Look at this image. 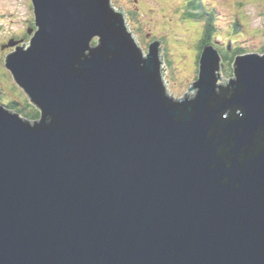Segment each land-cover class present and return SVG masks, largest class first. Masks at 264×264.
Returning a JSON list of instances; mask_svg holds the SVG:
<instances>
[{
  "label": "water",
  "instance_id": "95a60500",
  "mask_svg": "<svg viewBox=\"0 0 264 264\" xmlns=\"http://www.w3.org/2000/svg\"><path fill=\"white\" fill-rule=\"evenodd\" d=\"M32 1L6 67L40 117L0 105V264H264V56L227 80L207 46L173 100L110 0Z\"/></svg>",
  "mask_w": 264,
  "mask_h": 264
},
{
  "label": "rangeland",
  "instance_id": "374dc122",
  "mask_svg": "<svg viewBox=\"0 0 264 264\" xmlns=\"http://www.w3.org/2000/svg\"><path fill=\"white\" fill-rule=\"evenodd\" d=\"M192 1L176 0L178 6L179 4H186L185 11L187 13L184 16L186 19L184 22L180 19L181 15L171 12L170 8L173 6V0H160L159 2L155 0H113L114 3L126 9L124 10L126 17L129 16V12L134 11L135 18L129 17V21L127 18L130 25L127 24L131 31L134 30L137 33L139 47L144 56H146L149 49L150 37L152 40L157 36L160 42L161 55L169 64V66L166 63L165 65L162 64L167 92L175 100L182 98L186 92L189 93L188 89L191 88V82L195 79V75L198 72V54L201 43H199V40L193 41V39L197 40L199 35L200 37L205 36L204 29L201 32L202 25L194 21L202 19L204 23H210L211 26L215 24L217 33L224 36L222 38L232 41L233 46L239 44V49L252 51L257 48L256 45L260 42L259 50H264V0H229L231 2L228 13L226 10L219 9L224 8L225 0H197L201 2L202 7H194L191 5ZM148 6L149 8H146ZM143 10H145L143 12L144 16H142ZM216 11L217 14H214ZM173 12L175 13L176 11ZM234 14L236 17L242 14L240 24L234 25V17L230 21L231 24L227 23L230 25L223 26L227 15L229 19ZM214 15L217 17L216 21L218 23L214 22ZM222 15L224 16L223 19H221ZM137 17L139 18L138 21ZM31 24H33L31 0H0V56L2 58L12 50V48L1 50L2 44L13 36L24 38L27 41L29 37L25 36V30L31 27ZM131 33L133 35L134 32L132 31ZM257 36L259 38L254 39ZM218 37L215 35L211 43L208 44H215L217 48L215 39ZM222 44L218 45L219 47L217 48L220 54L225 55L229 52V47L230 50L233 48L232 46L225 47V42ZM177 55H179L178 58ZM1 57L0 91L6 100L0 101L2 103H6L7 100L17 102L21 107L25 103L31 104L21 87L15 85L16 82L14 83L11 76L2 67L1 63L3 66L5 64L4 59ZM224 61H228V59L226 58ZM219 68L222 70V76L225 79L230 80L233 78L235 67L233 72L231 66L227 63H224ZM6 70L8 71L7 68ZM28 109L36 108L31 104Z\"/></svg>",
  "mask_w": 264,
  "mask_h": 264
},
{
  "label": "trees",
  "instance_id": "16d2710c",
  "mask_svg": "<svg viewBox=\"0 0 264 264\" xmlns=\"http://www.w3.org/2000/svg\"><path fill=\"white\" fill-rule=\"evenodd\" d=\"M130 14H129V17L131 18V17H134L135 18V13H133V12H129ZM215 16V15H214ZM215 18H217L216 16H215ZM138 17H137V21H138ZM131 20V19H130ZM238 23H236V25H237ZM220 26V25H219ZM29 28V27H28ZM27 28V29H28ZM212 30H213V28H211ZM215 30V29H214ZM97 43V40L96 39H94L93 41H92V45H95ZM212 45V44H211ZM215 47V46H214ZM219 46H217V48H218ZM264 51V50H263ZM240 52H242V53H244L245 51H244V49H237L236 51H234V52H227V54H225V55H223V54H221L222 55V58H224V60L227 58L228 60L230 59V58H233L234 57V55H238ZM225 53V52H224ZM230 54V55H229ZM230 64V63H229ZM231 65V64H230ZM232 69V72H233V68H231ZM0 100L2 101H5L6 99H4V97L2 96V94H1V92H0ZM1 103V102H0ZM6 107H8V108H12V109H14L15 111H20V112H22L24 115H26V116H28V117H30V118H33V119H38L39 117H40V115H39V110L36 108V109H30V110H28V108L29 107H31V105L29 104V103H25V105H24V107L23 108H20V107H18V105H17V103L16 102H8L7 103V105H6Z\"/></svg>",
  "mask_w": 264,
  "mask_h": 264
},
{
  "label": "bare ground",
  "instance_id": "6f19581e",
  "mask_svg": "<svg viewBox=\"0 0 264 264\" xmlns=\"http://www.w3.org/2000/svg\"><path fill=\"white\" fill-rule=\"evenodd\" d=\"M192 5V4H191ZM186 8V7H185ZM122 14H123V16H124V18H125V20H126V22H128L129 21V16L128 17H126L127 15L125 14V11L123 10V11H120ZM127 18H128V21H127ZM216 21V18L214 19V22ZM217 22V21H216ZM218 23V22H217ZM215 25V24H214ZM214 25H212L211 26V28H213V29H215V30H217V28L214 26ZM12 29V28H11ZM239 30V29H238ZM130 31H131V29H130ZM134 33V35L135 36H137V33L134 31V30H132ZM131 31V32H132ZM205 36V35H204ZM222 37H224V36H222L221 35V37L220 38H222ZM134 38V40H135V42L137 43V39H136V37H133ZM222 41H224V40H226L225 38H222L221 39ZM215 41V40H214ZM150 44H151V42H149V45H148V47H150ZM223 45V44H222ZM209 46H211V47H214L215 46V44H209ZM216 46H218V44H216ZM137 47H138V49H139V52H140V54L142 55V56H144V54L141 52V48L139 47V45H137ZM237 49H238V47H237ZM245 51V50H244ZM148 53H149V49H148V52H147V54L146 55H148ZM243 57V54H242V52H240L238 55H236V56H234L233 58H230L228 61H224V58H222V55L220 54V53H218V65H219V63H220V65H219V67H222L223 66V64L224 63H227V64H229L230 66H231V68H233V70H234V67L236 66V62L240 59V58H242ZM221 71V74H222V70H220ZM235 71V70H234ZM233 76H234V74H233ZM169 95V94H168ZM170 98H171V96H169ZM173 100H175V99H173ZM8 109V108H7ZM8 111L9 112H12L10 109H8Z\"/></svg>",
  "mask_w": 264,
  "mask_h": 264
}]
</instances>
